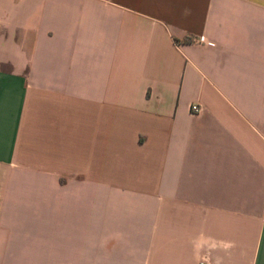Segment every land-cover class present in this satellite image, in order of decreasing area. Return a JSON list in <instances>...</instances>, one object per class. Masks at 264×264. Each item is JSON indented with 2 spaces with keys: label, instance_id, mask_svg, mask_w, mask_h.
Wrapping results in <instances>:
<instances>
[{
  "label": "crops",
  "instance_id": "obj_1",
  "mask_svg": "<svg viewBox=\"0 0 264 264\" xmlns=\"http://www.w3.org/2000/svg\"><path fill=\"white\" fill-rule=\"evenodd\" d=\"M200 261L264 264V0H0V264Z\"/></svg>",
  "mask_w": 264,
  "mask_h": 264
},
{
  "label": "built area",
  "instance_id": "obj_2",
  "mask_svg": "<svg viewBox=\"0 0 264 264\" xmlns=\"http://www.w3.org/2000/svg\"><path fill=\"white\" fill-rule=\"evenodd\" d=\"M201 41H205L204 40V38L203 37H201V38H199ZM207 44H211L210 42H206ZM190 111L192 112V113H197V112H199L200 111V106L199 105H197V104H191L190 105ZM203 263V261L201 262H199V264H202Z\"/></svg>",
  "mask_w": 264,
  "mask_h": 264
}]
</instances>
